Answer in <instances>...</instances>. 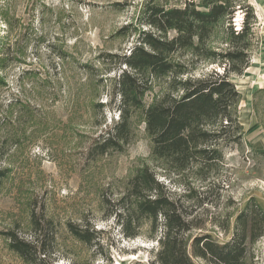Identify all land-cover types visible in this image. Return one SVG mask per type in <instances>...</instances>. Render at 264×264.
I'll use <instances>...</instances> for the list:
<instances>
[{
    "label": "rangeland",
    "instance_id": "1",
    "mask_svg": "<svg viewBox=\"0 0 264 264\" xmlns=\"http://www.w3.org/2000/svg\"><path fill=\"white\" fill-rule=\"evenodd\" d=\"M143 1L0 0V167L8 170L0 188V264H157L160 244L151 237L150 219H143L138 236L127 237L114 217L129 178L146 165L176 196L190 185L192 197L182 199L204 226L195 234L210 232L227 241L251 197L264 209V83L258 68L231 75L241 93L243 134L223 147L212 180H200L195 169L170 177L153 155L140 115L124 150L89 149L119 119L118 105H110L116 62L138 37L123 27L136 21ZM234 2L232 24L239 29L246 20L241 6L252 3ZM250 20L251 65L263 33L258 19ZM223 37L216 32L212 45L225 49ZM181 57L193 61L189 53ZM194 67L195 76L224 69L211 61ZM168 81H154L147 103L167 92ZM71 226L88 231L91 241L76 237ZM12 232L28 244V259L11 248ZM251 250L256 264H264V236Z\"/></svg>",
    "mask_w": 264,
    "mask_h": 264
},
{
    "label": "trees",
    "instance_id": "2",
    "mask_svg": "<svg viewBox=\"0 0 264 264\" xmlns=\"http://www.w3.org/2000/svg\"><path fill=\"white\" fill-rule=\"evenodd\" d=\"M178 1L144 0L136 21L123 27L132 28L138 37L116 62L119 71L113 79L110 105H118L119 119L89 149H97L99 154L124 150L135 136L140 115L151 137L153 155L170 170L169 176L180 178L188 169H195L196 176L207 182L223 161V147L242 138L241 93L231 75H241L250 66L254 36L250 18L256 21L257 16L252 4L241 6L246 20L235 29L234 0ZM219 30L227 44L221 50L212 45ZM188 53L193 61L181 57ZM200 61L222 64L223 72L213 69L195 76L194 64ZM165 77L169 78L167 92L147 103L145 97L154 81ZM7 174L0 167V188ZM185 190L186 194L176 196L150 166H142L129 178L117 201L115 220L125 236L136 237L145 218L150 219L151 237L160 244L157 264H199L197 260L201 264H256L251 246L264 236V209L256 198L251 197L237 213L232 237L221 242L210 232L194 233L204 226L182 199L192 197L190 185ZM229 217L224 221L225 230L231 226ZM71 227L76 237L91 241L88 231ZM10 246L28 259V244L14 232L10 233Z\"/></svg>",
    "mask_w": 264,
    "mask_h": 264
},
{
    "label": "crops",
    "instance_id": "3",
    "mask_svg": "<svg viewBox=\"0 0 264 264\" xmlns=\"http://www.w3.org/2000/svg\"><path fill=\"white\" fill-rule=\"evenodd\" d=\"M251 3L255 7L259 27L261 28V33L263 34L261 50L254 57L253 63L248 67L247 71H252L258 68L261 73L259 83H264V0H251ZM263 87L264 86H261V88Z\"/></svg>",
    "mask_w": 264,
    "mask_h": 264
}]
</instances>
